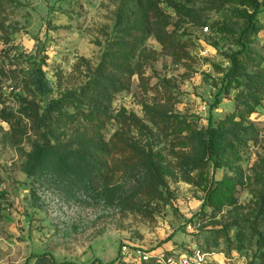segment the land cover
<instances>
[{"label": "rangeland", "instance_id": "374dc122", "mask_svg": "<svg viewBox=\"0 0 264 264\" xmlns=\"http://www.w3.org/2000/svg\"><path fill=\"white\" fill-rule=\"evenodd\" d=\"M138 2L0 0V264H141L139 250L194 245L208 264H261L264 0ZM126 31L132 71L107 65L122 85L98 96L89 82ZM62 94L49 125L87 156L37 152Z\"/></svg>", "mask_w": 264, "mask_h": 264}, {"label": "trees", "instance_id": "16d2710c", "mask_svg": "<svg viewBox=\"0 0 264 264\" xmlns=\"http://www.w3.org/2000/svg\"><path fill=\"white\" fill-rule=\"evenodd\" d=\"M136 6H139V2L138 0H132ZM120 10L118 12V21L119 23H121V20H126L127 16H128V5L123 9L122 11V6H120ZM125 24V23H124ZM129 25H134V28H136L139 31H142L143 34L147 35L148 33H150V28L147 27L146 23L144 22V20H137L136 17H134L133 19H131V22L129 23ZM132 27V26H131ZM164 32V31H163ZM128 32L126 31L124 34H122L119 38H118V42H117V50H110L109 52H105L101 62L99 63L95 73V78H93L89 83L91 84V92L92 93H96L98 96L102 95V93L99 91L101 89L106 90H110L113 89V85L117 86H121L122 83L118 82V80L114 79V73L113 70H109L108 66L109 65H113L112 67L120 70L122 72H131L132 70H129L127 68H125L124 66H122V64L119 63L118 59H119V47L124 45L126 43V39L128 37ZM144 35V36H145ZM143 37V36H142ZM232 60H233V67L227 72V74H238L239 73V68L238 65H236V55L232 56ZM108 65V66H107ZM238 71V72H237ZM101 83L103 84V86L101 87ZM64 94H62L59 97L53 98L49 104L47 105V108L45 110V113L41 116V125L44 127V129L41 132V140L37 145V152L40 154H53L55 155V153H59L61 155H73L75 153H78L80 151H85L86 154H83L84 156L89 155V147H88V141H84L82 138V135L80 134H71L69 137H65L63 134L62 130H58L57 132H55V127L54 126H50L49 122H53L52 121V117L55 116L54 114L56 112H60L62 111L63 107L65 105L70 104V102H68L67 100H65L66 96H63ZM221 100V98L218 96L216 99V102H219ZM148 107V105H146ZM151 108V107H150ZM97 112H102L104 115L107 116H111L113 115L110 111V109L107 106H101V104H96L95 105V110ZM119 115V113L115 114V117H117ZM49 121V122H48ZM209 131V139H208V145L211 147V152L213 149V145H214V139L216 137V130L213 126H209L208 128ZM106 144H110V142H106ZM85 149V150H82ZM138 149H140L138 147ZM143 153H147L145 147L140 149ZM89 159V158H88ZM85 159V160H88ZM260 212L262 213L263 217H264V192L261 196V204H260ZM262 217V219H264ZM263 242H261L262 245V250L259 254L260 259H261V264H264V237L262 238ZM206 249V248H205ZM46 251L39 253V254H35L38 257H42V256H47ZM52 258V256H51ZM121 260H123L122 258H114L112 260L109 261H104L102 260L100 257H96L94 258L89 264H114L116 263V261L118 263H122ZM52 262L53 263H59V264H79L77 261L75 260H65L62 262H57L52 258ZM141 264H147V262L144 259H141Z\"/></svg>", "mask_w": 264, "mask_h": 264}, {"label": "built area", "instance_id": "2783aa9c", "mask_svg": "<svg viewBox=\"0 0 264 264\" xmlns=\"http://www.w3.org/2000/svg\"><path fill=\"white\" fill-rule=\"evenodd\" d=\"M205 27L208 28V25ZM138 253L147 264H208V259L213 256L214 251L194 245L188 250L142 249Z\"/></svg>", "mask_w": 264, "mask_h": 264}]
</instances>
